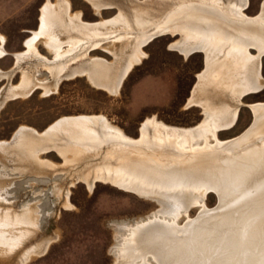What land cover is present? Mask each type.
Wrapping results in <instances>:
<instances>
[{
  "label": "rangeland",
  "instance_id": "1",
  "mask_svg": "<svg viewBox=\"0 0 264 264\" xmlns=\"http://www.w3.org/2000/svg\"><path fill=\"white\" fill-rule=\"evenodd\" d=\"M47 2L57 7L66 3L68 16L79 20H52L61 25L39 35L29 50L25 41L39 31ZM201 2L223 12L240 6L253 20L264 8V0ZM142 3L146 0H0V220L9 221L0 230L11 236L0 241V264H121L120 247L128 229L144 222V233L160 231L151 239L161 240L150 244L166 240L168 246L161 251L164 261L147 253L145 264H264V164L243 182L224 181L218 172L213 185L222 195L215 187L204 196L184 194L177 202L181 211L173 230L159 222L173 223L171 216L159 213L173 203L171 198L111 179V154L129 151L121 150L117 133L137 140L143 124L151 120L156 126L145 135L152 141L174 136L183 144L190 132L192 143L200 145L208 138L213 142L206 126L213 118L226 122L216 128L217 139L233 141L253 125L252 105L264 104V52L258 66L247 72L239 64V51L228 56V46L219 49L188 36L180 26L190 20H160L174 0L164 7L150 2L146 20L119 18H135ZM163 22L170 26L136 46L141 33ZM52 33V43L65 53L61 59L48 46ZM252 42L246 51L255 58L258 48ZM212 57L227 65L209 67ZM199 75L207 80L201 82ZM22 76L30 82L28 90L9 95ZM80 116L103 117L106 123L93 118L86 130L70 122L45 133L58 120ZM21 127L26 136L19 138ZM262 134L253 140L263 142ZM191 196L214 212L199 217L202 206ZM22 216L29 221L15 225ZM197 217L203 218L197 228L176 231ZM153 218L157 221L148 227ZM159 224L166 228H156ZM133 264L142 262L137 257Z\"/></svg>",
  "mask_w": 264,
  "mask_h": 264
},
{
  "label": "bare ground",
  "instance_id": "2",
  "mask_svg": "<svg viewBox=\"0 0 264 264\" xmlns=\"http://www.w3.org/2000/svg\"><path fill=\"white\" fill-rule=\"evenodd\" d=\"M153 1L158 3L160 6L164 7V5L166 4V2L168 0H146V3H144V4L142 3V4L138 5L139 8L136 10V12H134L135 18H129L126 15H122V17L120 16L119 18H121V20H146V17L144 19V16L146 14L147 15L149 14V12L151 11L150 8H153L150 5V2H153ZM175 1H176V3L173 4V7H170V10H167L164 17H162L160 20H171V21H173V20H178V21L179 20H190V21L184 22V24L182 23L183 25L180 26V27H184L185 29H187L188 36H194L195 35V37L199 38L202 43L206 42L208 44V46L209 45L212 46V44H213V46H215V48H219V49L224 48V46L226 45L229 47V49L227 51L228 56H233L231 50L233 52L234 51L236 52V50L239 51L243 55L240 56L241 61H240V63L239 62L238 63L242 67L246 68L247 72H248V70L252 69V67H253L252 65H254L255 63L258 66V60H259L258 58H260V55L264 52V25L261 24L264 21V8L261 11L259 17L257 19L253 20V19H247L246 18V16L242 13V11H241L242 9L240 6L239 7L235 6V8H228V10L226 9L227 12H223L222 9H218L214 5H213L214 8L207 7L205 5V3L201 2V0H174V2ZM128 3H129V1H128ZM137 4H135V5H137ZM57 5L54 6V5L50 4L49 2H47L42 7L41 17H40V26L38 29L39 31L33 32V36L28 38L25 41V45L27 46V48L29 50H31V48H33V44L39 35L50 32L49 31L50 27L55 28L56 25L57 26L61 25L58 23H54V21H52V20H77V21L79 20L78 19L79 16L78 17L68 16V9H67L68 7H67L66 3H65V5L63 4V6H60V4H59V6L57 7ZM132 6L135 7L134 5H132ZM142 13H143V15H142ZM169 26H170V24L168 22H166V23L163 22L161 25H158L157 27H155V29H153L154 28L153 27L152 28L153 30L152 31L150 30L151 32L141 33V35H139V37L136 38V40H135L136 46L139 47L140 44H142V42H145L154 33L162 32V31L166 30ZM174 26H176V28H177V26H179V25H174ZM86 28H87V26H86ZM169 30H170V28H169ZM182 31H184V30H182ZM59 32H60V30H59ZM106 35H108V34H106ZM116 38H117V36H116ZM188 39H190V38H188ZM53 41H56V38L54 37V35L52 33V36L49 37V45L48 46L54 50L53 52L55 54V58L58 59L60 57V59H61V57H63L65 55V53L62 54L63 53L61 51L62 47L59 44H55V43L53 44L52 43ZM251 41L255 42L254 43L255 47L257 46L256 48H258L257 57H255V58L250 57L246 51V49L248 47L247 45ZM72 45H73V43H72ZM188 45H190V44H188ZM191 45H193V44H191ZM249 45H251V44H249ZM186 49H188V48H186ZM62 50L64 51V49H62ZM181 50L183 51V49H181ZM1 51L2 50L0 49V53H1ZM218 52H220V51H218ZM223 53H225V51ZM207 56H208V54H207ZM221 56H223V55H221ZM216 57L214 60H213V57L210 58L208 66L212 67L213 65L216 64L215 66L217 68H219V67L224 68V66L227 64L222 63V62L218 63L216 61ZM208 59H209V57H208ZM251 60H252V62H251ZM57 64H59V62H57ZM233 66H234V64H233ZM237 66H238V64H237ZM209 67H207V68H209ZM231 69H233V68H231ZM235 71H237V70H235ZM249 72H251V71H249ZM30 77L33 78V76H31V75H30ZM221 78H223V77L221 76ZM201 79H202L201 82H203V81L205 82L206 78L201 77ZM210 79H211V77H210ZM20 81L21 82L17 86H13L9 89V95L10 94L11 95L20 94V93L26 92L25 90H28V88L30 87L29 80L26 79L25 76H22V79ZM240 81H241V79H240ZM246 81L244 83H246ZM206 86H207V84H206ZM199 90H201V88ZM197 93H198V91H197ZM203 100L206 101L205 98ZM205 104L207 105V103H205ZM208 106H210V104ZM251 108H252V111L254 114L253 125L250 126V128H247L243 132V134L245 133L243 136L238 137L237 139H235L233 141H220L217 139L216 128L218 126L224 125L226 122H222V120L220 121L219 119L214 120L213 118H211L206 124V126L208 127V132H210V136L213 137V142H209V140H208L209 138H208V139L204 140L202 144L199 143L200 145H194L192 143L191 139H192L193 134H191L190 132H187L185 134V136H184V138H185L184 142L185 143H183V144L176 143V141H174L175 140L174 136L172 139H170L171 141H169V140L164 141L163 140L164 142H162V143H156L155 141H152L150 139V137L145 135L149 131V127H155L156 126V124L153 123L154 121H151V120L146 121L143 124V126L141 128L142 137L140 136L141 138H139L137 140L126 139L122 136V134L115 132V133H117L115 140H117L116 142H119V146L121 147V150H122V148H127L129 151L128 152L126 151L125 153L119 152V154H117V156H114L113 154H111V157H115V158H113L114 161L111 162V166L110 167L107 166L108 167L107 170L108 171L110 170L113 172V175H111V179L113 181H117L120 184H126L128 187H131V188L133 187L137 190H142L143 192H146V193L154 191V192H159L160 194L171 198L173 200V203L169 204L168 206L161 207V209L159 210V213L164 214V216H165V213L168 214L169 216H171L173 223H167L168 219L166 222L164 221L165 219L160 220V221L158 220V221L162 224H166V226L168 227L167 230H173L171 228L177 227L174 224V221L176 223L175 219L177 218V216L180 214L179 212L181 211V210L179 211V205L180 204L177 205V202H179V201H181V199H183L181 197L184 196V194L188 193V195L190 196V195H192L191 193L196 191L198 195L200 194V196H204V194L206 193V191L210 187H215L213 184L218 181L217 180L218 172H219V174L221 173V175H222L221 178H223L224 181H227V182L228 181L243 182L245 177H247L249 175L251 176V174H253L254 171H256V168L259 166V164H261V165L264 164L263 163L264 162V141L262 142L263 139L257 140V141L253 140L259 136L258 135L259 133L262 134L264 132V104L252 105ZM207 110H206V114L209 113L208 111L210 109L208 111ZM210 114H211V112H210ZM223 115L225 116V114H223ZM93 118H95L94 120H98L99 122H102L103 124L106 123V122H104V118L99 117V116L98 117L97 116H80V117H76V118H74V117L73 118H65V119L58 120L55 123H53L52 125H50L48 127V129L45 131V133L49 134L52 130H56L59 127H63L65 124H69L70 122L71 123L75 122L74 125H78V126L84 125V130H86L88 128L87 124H89V122H92ZM25 131H26L25 128H22V127L17 131V134L20 136L19 138L26 136ZM204 132H206V131L204 130ZM29 135H31L30 137H32L31 133H29ZM160 140H161V138H160ZM82 142H84V141L82 140ZM85 142H87V141H85ZM99 142H100V140H99ZM20 143H21V141H20ZM36 143L38 144V142H36ZM112 143H113V141H112ZM78 144H79V142H78ZM1 145L2 144H0V147H1ZM80 145H81V143H80ZM85 146H87V145H85ZM80 150H81V148H80ZM66 151H68V150H66ZM82 151H83V149H82ZM140 158H143V160ZM221 182H223V181H221ZM214 189H216V191L218 192V195H222V193H220V191L217 189V187H215ZM192 200L193 201L196 200L193 203H199L202 206L201 210H203V212H201L199 214V215H201L199 217H202V215L206 214V213L210 214L211 212H214V210H215V209L210 210V211L206 210V206H205L204 202L197 197L193 198ZM192 200L190 199V201H192ZM188 202H189V200H188ZM220 202H219L218 206L221 204ZM170 218H169V220H170ZM197 218L195 220L189 221L184 227H179L180 229L176 230V231L177 232L185 231V230H187L186 229L187 226H192L193 229L197 228L198 225H195V224H200V222L203 220V218L202 219L200 218L201 220H199V218H198V220H199L198 221ZM28 221H29V217L22 216V218L19 217V218L15 219V225L27 223ZM149 221H150V223H148V227H150L152 225L151 222L157 221V219L153 218V220H149ZM195 221H197V222H195ZM8 222L9 221L0 220V228L7 225ZM144 223L137 224L136 226L130 227V229H128L129 233L126 235V238H124L123 244L120 247L119 258L121 260V264H133L134 260L137 257L140 258V261L142 262V264H145V261L147 258L146 257L147 253H151L152 255H157L158 258L160 257L162 259V261L165 260V258H163L161 255V253H162L161 251L164 252L165 248L168 247L167 243H166L167 241L164 240V244H162L163 242H161L160 244H155V246H152L150 244L151 240L160 241L161 238L156 237L154 239H151V236H153L154 234H157L160 231H156L155 233H153V230L152 231L149 230V232L144 233V231L146 230L145 229L146 227L144 228V226H146ZM159 225H155V226H158L156 228H158V229L159 228H166L165 226H163L161 224H159ZM10 237L11 236H9V237L6 236L5 231L0 230V241L1 242L8 240ZM12 237H14V236H12ZM15 238L17 239L18 236ZM13 242H16V241H13ZM161 245H163V246H161ZM168 252L170 253L169 250H168Z\"/></svg>",
  "mask_w": 264,
  "mask_h": 264
},
{
  "label": "water",
  "instance_id": "3",
  "mask_svg": "<svg viewBox=\"0 0 264 264\" xmlns=\"http://www.w3.org/2000/svg\"><path fill=\"white\" fill-rule=\"evenodd\" d=\"M14 135L16 136V134H13V136H14ZM219 201H220V199H219Z\"/></svg>",
  "mask_w": 264,
  "mask_h": 264
}]
</instances>
